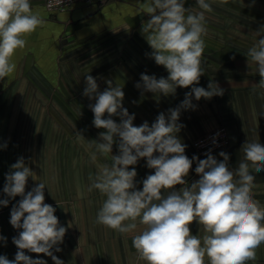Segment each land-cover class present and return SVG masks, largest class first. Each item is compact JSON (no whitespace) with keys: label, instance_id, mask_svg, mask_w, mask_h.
Here are the masks:
<instances>
[{"label":"crops","instance_id":"1","mask_svg":"<svg viewBox=\"0 0 264 264\" xmlns=\"http://www.w3.org/2000/svg\"><path fill=\"white\" fill-rule=\"evenodd\" d=\"M145 2L104 0L93 5L75 4L69 9L48 12L44 0H30L33 10L39 11L45 22L27 36L26 47L17 50L14 73L0 81V200H9L7 206L0 205V236L6 238L0 240V255L9 260H14L18 251L13 237L22 231L10 224V213L21 197H8L3 188L6 174L13 171L11 165L23 157L25 165L34 173L33 178L27 180L25 194L39 182L44 183L45 203L52 206L58 201L55 207L64 208L54 212L59 224L67 229L59 245L62 250L56 252L53 249V254L64 264H146L137 259L132 244L133 236L144 228L139 218L134 232L122 234L96 222L106 199L102 194L52 193V154L55 151L52 149L58 139L52 134V122H64L69 135L79 130L74 127L73 117H67L69 113L58 108L59 105H70L72 99L78 100L88 114L94 116L89 105L95 100L83 95L87 75L96 79L100 92L108 87L107 81L122 88V104L130 115H135L134 126L145 121L151 126L160 113L167 116L169 109L177 108L186 93L191 92L192 86L177 87L174 95L164 96L135 86L142 83V73L154 75L157 79L169 75L164 66L157 65L151 58L152 49L142 35V24L151 18L140 9V4ZM208 2L213 11L205 13L208 34L204 37L203 61L206 71L195 86L207 90L208 84L214 81L224 94L199 101L193 95L195 108L181 110L178 123L184 127L177 135L187 145L185 154L191 159L198 156L192 148L197 137L225 127L230 144L224 152L229 155L230 170H235L245 159L242 146L246 142L264 144V88L256 86L261 77L255 64L249 62L248 66L247 58L248 41L257 42L264 38L256 35L264 28V0ZM184 6L200 11L196 0H185ZM233 13L246 27L235 37L228 28L234 23ZM104 118H108L107 113ZM112 118L120 122L118 116ZM216 158L218 161L223 159ZM249 165L251 171L250 162ZM196 166L193 162L186 178L189 185L199 179ZM132 167L137 172L136 190H142V181L147 175L154 174V169L146 166L145 158L129 166V170ZM253 174L256 177L253 197L264 206V171ZM175 187L179 190L183 186ZM162 194L166 196L168 192ZM190 231L193 235H203L201 226L195 221L190 225ZM25 254L33 259H43L46 264H54L51 257L44 254L27 250ZM248 264H264V244L256 249V260Z\"/></svg>","mask_w":264,"mask_h":264},{"label":"clouds","instance_id":"2","mask_svg":"<svg viewBox=\"0 0 264 264\" xmlns=\"http://www.w3.org/2000/svg\"><path fill=\"white\" fill-rule=\"evenodd\" d=\"M226 0H221V3ZM185 0H146L140 9L151 18L142 24V35L152 49L150 54L157 65L164 66L169 75L157 79L141 74L142 83L135 86L164 96L175 94L177 87H191L185 99L166 116L160 113L149 126L145 121L134 126V114L123 107L121 87H108L100 92L96 79L86 76L83 95L95 103L89 107L94 113L93 125L105 129L99 133L95 147L101 154L112 153L118 145L119 155H112V164L103 165L95 176H90L89 191L98 190L106 197L98 211L96 222L122 234L137 229V219L143 230L133 236L132 244L137 259L146 264H248L256 260V249L264 244V206L253 197L256 179L253 173L264 171V144L246 142L245 154L235 170L229 168V155L219 152L218 161L211 149L206 158L185 154L187 147L178 133L184 125L178 123L181 110L195 108L192 97L211 99L222 96L224 90L211 81L207 90L198 87L205 74L203 53L204 37L208 34L205 13L213 11L208 0H196L200 11L185 8ZM39 11H34L30 0H0V81L9 78L16 69L14 56L23 50L27 36L44 23ZM264 37V28L256 32ZM235 57H233L234 59ZM249 62L255 64L261 77L257 87L264 88V38L247 52ZM7 87V84H5ZM107 113L108 118H104ZM118 116L117 123L112 117ZM219 133H217V136ZM78 138H84L78 133ZM213 144H216L213 139ZM218 146V145H216ZM158 153V155H154ZM142 158L146 166L154 169L142 181V190H136L135 167ZM96 159V154H92ZM193 162L199 179L190 185L187 181ZM251 163V171L250 165ZM6 174L3 192L10 198L20 196L10 213V224L22 229L13 243L18 251L14 260L0 255V264H46L25 254H44L54 264L64 262L53 254L60 252L59 245L67 229L59 224L55 208L45 203L44 183L25 194L33 171L21 157ZM177 185L183 186L176 190ZM165 191L168 194L165 196ZM8 199L0 200L7 206ZM131 221L130 223H125ZM197 222L203 235H193L190 225ZM0 240H6L0 236Z\"/></svg>","mask_w":264,"mask_h":264},{"label":"rangeland","instance_id":"3","mask_svg":"<svg viewBox=\"0 0 264 264\" xmlns=\"http://www.w3.org/2000/svg\"><path fill=\"white\" fill-rule=\"evenodd\" d=\"M233 15L234 23L228 28L233 31L235 37L236 34H242V30L246 27L240 24L243 22L240 17L235 16V13ZM255 43V41H248V45H246L250 49ZM58 108L65 114L68 112L67 117H73L74 127H78L79 130L69 135L70 132L65 130L64 122H52V134L58 138L54 145L56 147L52 149L55 150L52 154V193L101 194L95 189L89 191L91 184L89 177L95 176L103 165L111 166L112 155H119L116 151L118 145L113 144L112 153L101 154L97 151L95 144L98 142L97 135L100 131L93 125L94 116L90 115L91 113L88 114L85 106L80 104L78 100L74 99L73 101L72 99L70 105H59ZM78 133L84 138H78ZM99 142H102L100 138ZM93 153L96 154L95 160L92 159ZM55 203L58 204V201ZM55 203L52 206L57 211L64 209L59 206L55 207Z\"/></svg>","mask_w":264,"mask_h":264},{"label":"built area","instance_id":"4","mask_svg":"<svg viewBox=\"0 0 264 264\" xmlns=\"http://www.w3.org/2000/svg\"><path fill=\"white\" fill-rule=\"evenodd\" d=\"M104 0H44V8L48 12H55L59 10L69 9L75 4L93 5L100 3ZM217 133L219 135L217 136ZM215 139L216 144H213ZM218 145V146H216ZM229 147V136L225 127L221 126L212 132L197 137L192 142V148L198 154L201 159H205V153L209 149L212 151V155L217 157L219 152L224 151Z\"/></svg>","mask_w":264,"mask_h":264},{"label":"trees","instance_id":"5","mask_svg":"<svg viewBox=\"0 0 264 264\" xmlns=\"http://www.w3.org/2000/svg\"><path fill=\"white\" fill-rule=\"evenodd\" d=\"M232 17H234V16H232Z\"/></svg>","mask_w":264,"mask_h":264}]
</instances>
